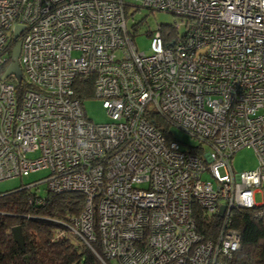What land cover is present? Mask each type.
I'll return each instance as SVG.
<instances>
[{
    "label": "built area",
    "instance_id": "2783aa9c",
    "mask_svg": "<svg viewBox=\"0 0 264 264\" xmlns=\"http://www.w3.org/2000/svg\"><path fill=\"white\" fill-rule=\"evenodd\" d=\"M139 1L0 0V76L17 40L21 69L0 78V180L48 168V191L81 193L53 238L102 264H215L239 246L234 209L264 217V0ZM126 7L170 12L184 31L158 26L139 52ZM88 96L110 121L86 117ZM152 115L199 145L181 149ZM244 146L257 167L234 172ZM197 208L218 218L210 237Z\"/></svg>",
    "mask_w": 264,
    "mask_h": 264
},
{
    "label": "trees",
    "instance_id": "16d2710c",
    "mask_svg": "<svg viewBox=\"0 0 264 264\" xmlns=\"http://www.w3.org/2000/svg\"><path fill=\"white\" fill-rule=\"evenodd\" d=\"M168 25L171 24L159 26ZM151 119L169 137L167 124L157 115H152ZM36 198L40 202H36ZM82 205L83 196L76 191L47 190L41 196L25 185L0 193V264H102L84 243L68 237L53 238V230L61 226L58 221L77 214ZM194 216L198 231L205 237L216 231V216V219L208 216L199 208ZM14 225L21 227L23 250L13 241L11 228ZM232 225L240 235L239 246L229 257L219 258L215 264H264V217L236 208Z\"/></svg>",
    "mask_w": 264,
    "mask_h": 264
},
{
    "label": "rangeland",
    "instance_id": "374dc122",
    "mask_svg": "<svg viewBox=\"0 0 264 264\" xmlns=\"http://www.w3.org/2000/svg\"><path fill=\"white\" fill-rule=\"evenodd\" d=\"M136 5H141L139 0H130ZM126 27L132 33L133 41L137 51L150 52V31H154L160 24H177L178 32L182 34L184 26L180 18L170 12L161 10L150 11L145 7L127 8ZM135 25V27H134ZM82 107L86 117L94 123H107L110 121L105 108L102 106V100L99 97H86L83 100ZM169 135L179 142L181 149H189L199 145L197 138L190 135L183 129L169 125ZM206 149V146H204ZM231 166L234 172L251 170L257 167V157L252 147L244 146L238 149L231 158ZM49 174L48 168H40L29 172L25 176H13L0 180V193L13 190L20 186H25L37 182L31 186V190L36 191L39 195L44 196L47 192L45 183L42 180ZM207 177V176H204ZM255 202L264 203V193H255ZM70 240L77 241V238L70 236ZM114 260H111L113 262Z\"/></svg>",
    "mask_w": 264,
    "mask_h": 264
},
{
    "label": "water",
    "instance_id": "95a60500",
    "mask_svg": "<svg viewBox=\"0 0 264 264\" xmlns=\"http://www.w3.org/2000/svg\"><path fill=\"white\" fill-rule=\"evenodd\" d=\"M21 28H22L21 25H15L14 31H13L14 38L18 36L19 30ZM19 50H20V41L17 40L11 50V61L8 63V65L4 69V72L1 74L0 76L1 79L6 77L8 74L13 73L16 75L17 79L20 80L21 69L18 64ZM223 210H224V205H220L218 214L221 215ZM11 234H12L13 241L21 248V250H23L24 249V238H23L20 225L12 226Z\"/></svg>",
    "mask_w": 264,
    "mask_h": 264
}]
</instances>
